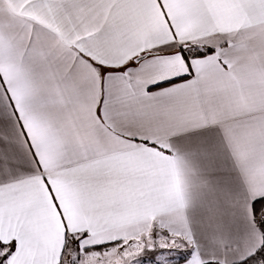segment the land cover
<instances>
[{"label": "snow or ice", "instance_id": "6c2138e0", "mask_svg": "<svg viewBox=\"0 0 264 264\" xmlns=\"http://www.w3.org/2000/svg\"><path fill=\"white\" fill-rule=\"evenodd\" d=\"M96 23L37 80L0 68V264H42L25 250L53 248L55 264H220L200 259V238L228 206L178 227L165 165L175 132L192 129L227 148L229 121L250 136L245 152L264 185V125L224 110L234 87L239 30L225 29L229 0H101ZM13 21L0 26L7 31ZM232 153H230L231 155ZM238 231L251 241L230 264H264V191L230 170Z\"/></svg>", "mask_w": 264, "mask_h": 264}, {"label": "crops", "instance_id": "0c3cea01", "mask_svg": "<svg viewBox=\"0 0 264 264\" xmlns=\"http://www.w3.org/2000/svg\"><path fill=\"white\" fill-rule=\"evenodd\" d=\"M101 0H0V26L13 21L11 29L0 28V68L9 76L37 80L66 58L53 55L60 46L68 49L80 36L86 35L96 23ZM225 29L239 30V50L235 61L234 87L224 98V110L236 121L254 117L253 127L264 125V0H229L221 13ZM189 119L175 132L189 138L174 143L165 165L166 194L177 208L178 227L189 230L197 215L207 219L211 204L219 201L229 208L227 220H216L200 238V259L219 260L230 264L235 255L251 241V234L238 231L233 212L237 193L230 170L239 168L249 191H264V185L252 175L255 161L245 152L250 136L233 121L231 144L225 147L216 139L200 137L192 129L217 122ZM230 153H232L230 155ZM53 248L59 243L49 240L45 248H29L24 258H39L42 264H55Z\"/></svg>", "mask_w": 264, "mask_h": 264}, {"label": "trees", "instance_id": "16d2710c", "mask_svg": "<svg viewBox=\"0 0 264 264\" xmlns=\"http://www.w3.org/2000/svg\"><path fill=\"white\" fill-rule=\"evenodd\" d=\"M221 264V263H220Z\"/></svg>", "mask_w": 264, "mask_h": 264}]
</instances>
